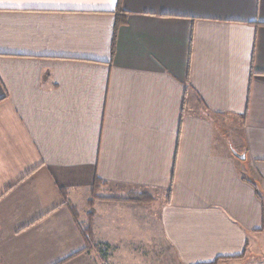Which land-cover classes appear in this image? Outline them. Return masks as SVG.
Segmentation results:
<instances>
[{
  "label": "crops",
  "instance_id": "0c3cea01",
  "mask_svg": "<svg viewBox=\"0 0 264 264\" xmlns=\"http://www.w3.org/2000/svg\"><path fill=\"white\" fill-rule=\"evenodd\" d=\"M95 178L84 251L62 191L84 222ZM141 189L163 202L107 199ZM161 245L264 264V0H0V264Z\"/></svg>",
  "mask_w": 264,
  "mask_h": 264
},
{
  "label": "trees",
  "instance_id": "16d2710c",
  "mask_svg": "<svg viewBox=\"0 0 264 264\" xmlns=\"http://www.w3.org/2000/svg\"><path fill=\"white\" fill-rule=\"evenodd\" d=\"M106 185L104 182L100 181L98 178H95L93 181V184L90 188V194L89 199L87 200L86 204V214H85V221L84 222H78V212L76 208L70 203V201L67 199L66 192L62 191V197H63V205L67 207L69 212L71 213L73 219L75 220L77 227L79 229L80 235L82 236L85 248L84 251H88L90 249H97L98 245L95 242L94 238V230H93V220H94V202L97 200H100L101 198L98 196L97 192L101 186ZM108 200L112 201H120V202H132L136 204H143L147 201L143 200V197L140 196V194H133L125 198L121 197H111L107 198ZM101 249V248H100ZM101 264H108L106 261V255L105 253H101ZM220 261V259L214 261L210 264H217Z\"/></svg>",
  "mask_w": 264,
  "mask_h": 264
},
{
  "label": "rangeland",
  "instance_id": "374dc122",
  "mask_svg": "<svg viewBox=\"0 0 264 264\" xmlns=\"http://www.w3.org/2000/svg\"><path fill=\"white\" fill-rule=\"evenodd\" d=\"M105 187H106V185L101 186L99 188V190L97 192L99 197H100V192L102 190H104ZM113 193H114V191H113ZM133 194H140V196L143 197V200L147 201L143 204H137V205H141V206L142 205L143 206H147V205L153 206L154 202H156L159 205L164 200L163 197L157 191L145 190V189L129 191V192L125 193L124 196L121 198H125V197H128V196L133 195ZM113 197H118V196H113ZM134 204H136V203H134ZM158 205L155 208H158ZM86 209H87V207H86ZM156 264H179V263H178L175 255L173 254L172 250L167 245H161L157 248V263Z\"/></svg>",
  "mask_w": 264,
  "mask_h": 264
},
{
  "label": "water",
  "instance_id": "95a60500",
  "mask_svg": "<svg viewBox=\"0 0 264 264\" xmlns=\"http://www.w3.org/2000/svg\"><path fill=\"white\" fill-rule=\"evenodd\" d=\"M233 155L239 160H244V158H245L244 155H239L238 153H236L234 151H233Z\"/></svg>",
  "mask_w": 264,
  "mask_h": 264
}]
</instances>
